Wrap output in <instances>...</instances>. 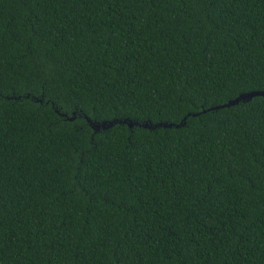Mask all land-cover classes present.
<instances>
[{
	"label": "trees",
	"instance_id": "obj_1",
	"mask_svg": "<svg viewBox=\"0 0 264 264\" xmlns=\"http://www.w3.org/2000/svg\"><path fill=\"white\" fill-rule=\"evenodd\" d=\"M257 90L264 0H0V264H264Z\"/></svg>",
	"mask_w": 264,
	"mask_h": 264
},
{
	"label": "water",
	"instance_id": "obj_2",
	"mask_svg": "<svg viewBox=\"0 0 264 264\" xmlns=\"http://www.w3.org/2000/svg\"><path fill=\"white\" fill-rule=\"evenodd\" d=\"M257 95L264 96V90L251 91V92H248V93L241 94L238 97H236L235 99L229 100L228 102H226V103H224L222 105H219L217 108L229 107L231 105H234V104L239 103L241 100L251 99L252 97L257 96ZM117 122H121V120L110 121L108 123V125H107V122L106 121L103 122V123H100V124L98 123V124L94 125V128L95 129H99L101 126H103V127H105V126H112V125H114ZM132 125H133V123H130V126H132Z\"/></svg>",
	"mask_w": 264,
	"mask_h": 264
}]
</instances>
